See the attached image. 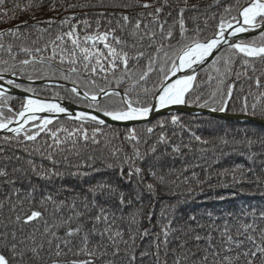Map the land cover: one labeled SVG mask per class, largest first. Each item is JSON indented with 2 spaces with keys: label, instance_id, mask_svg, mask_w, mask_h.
<instances>
[{
  "label": "trees",
  "instance_id": "obj_1",
  "mask_svg": "<svg viewBox=\"0 0 264 264\" xmlns=\"http://www.w3.org/2000/svg\"><path fill=\"white\" fill-rule=\"evenodd\" d=\"M30 0H4L0 5V61H7L9 65L15 64L17 76L27 78V73L33 74V79L36 78V73L33 72V66L29 65L26 73L19 74L20 65L18 61L28 58V56L20 51L21 47L35 49L37 47L43 49L45 44L54 40L57 34L71 31L72 25H75V32L79 36L80 46L87 47L90 51L100 50L103 53L107 52L102 42H97L93 47L92 41H84L86 35H93L97 31L110 32L115 29V35L120 37L125 44L116 45L109 37V43L117 47L118 50L126 51L129 57H135L137 50H144L149 55L159 57L160 61L164 59V51L156 53L155 48H149L150 43H154L157 47L163 42L165 50L167 45L176 46L178 42H187L181 37L178 21V8L184 7V0H167L168 6L163 8L159 15V21L165 22L164 33L166 35L169 27L173 29V38L171 40H163L159 32V24H152L151 18L138 16L137 13H147L154 11L155 7H160L163 0H147L148 3L153 4L152 9H144L140 7H116L114 4H134L135 0H56V11H49L52 0H43L42 7L28 8ZM41 0H31L33 5L40 3ZM144 3L145 0H140ZM247 0H239L240 5H244ZM69 4H87L89 7H75L68 8ZM237 0H187L188 10L183 13L187 32V37L196 35L195 28H199L201 37H207L212 34L214 26L218 23L220 15L224 12L226 6H234V10L230 16H236L237 11L235 5ZM19 5L20 7H17ZM192 5L197 8L193 10ZM27 8V10H22ZM6 13V14H5ZM102 13H108L101 15ZM171 13V15H169ZM121 14L129 15V22H125L121 18ZM65 17H73L67 24H60L58 21ZM57 21L51 25L45 23H37V21H45L48 19ZM142 20L140 34L143 33V24L149 25V30L157 33L155 41H149L147 38L140 41L139 35L133 37L130 33L136 21ZM87 20L89 23L85 26L82 22ZM207 21V26L205 22ZM25 22H27L26 26ZM230 23L234 22L229 20ZM124 25L123 30L118 26ZM16 25H21L19 30L8 32V29H15ZM41 29L45 31L41 32ZM250 41H255L256 46H260L261 41L259 35L252 38ZM60 48L65 49L64 55L67 57L73 50L71 41L65 37L63 41H57ZM12 46V55L7 52L8 46ZM135 45V48L132 47ZM60 48L57 49L59 53ZM76 64H70L67 59L64 63H60L59 54L56 59L52 61L51 66L47 63L44 65H36L40 69L39 75L47 77L41 79H60L75 85H78L85 91L91 93L98 92L100 88L112 89L113 91H121L122 95L127 92L133 99L151 100L152 92H155L159 87V67L160 63L153 65V71L148 73L144 81L140 80V76L147 71L149 55L136 60L130 59L128 64V72H124L122 64L119 65L115 75L112 72H97L95 74L85 71L84 64H95V59L84 61L79 49H76ZM34 55H43L49 57L52 55L51 46L46 51L41 53H33ZM169 55L171 52L169 51ZM231 57L228 65L224 63V57ZM110 59V58H109ZM102 62L107 67V60L101 58ZM248 60V64L243 63ZM5 65L0 64V67ZM75 67L77 73H70L69 69ZM171 67V64H168ZM10 74V73H8ZM239 74V75H238ZM68 75L69 79H63V76ZM195 80L192 82V87L189 89L188 100L196 101L200 97L198 103H189L188 105L203 104L205 100H209L213 93H216V99H220L221 93L227 95L228 87L233 88L232 98L228 104V113L231 114H249L253 111L252 105H256L255 117L264 119L260 115L264 109V60L260 58H248L243 54H238L232 57V53L228 48L222 52L205 68L195 75ZM257 78L260 81V86L256 84ZM28 79V78H27ZM95 81V84L92 83ZM25 87L35 89V94L45 97H59L70 100L76 104L87 105L80 97H75L71 90L65 86L59 85H45V84H26ZM148 89L149 94L145 95L143 90ZM245 98L248 106V112H242L241 108L245 103ZM119 97L105 98L102 97L100 104L111 106L112 102L118 101ZM23 98L13 95H5L0 98V120L11 119L15 113L20 110ZM94 104V102H93ZM216 107L215 104L209 103V108ZM11 109V111H9ZM103 111V110H101ZM176 115L180 118V124L173 125L171 123V116ZM167 121L164 127L157 126V122ZM84 128L87 130L88 141L85 142L80 134H73L68 136V132H73L74 129ZM153 127L152 133L147 132V128ZM100 128L101 132L96 135L97 143H93V129ZM67 129L68 132H65ZM128 129H135L136 134L140 139L139 148L141 152H147L148 149L156 144L158 137L164 133L167 144L157 145V152L149 154L143 161L137 160V166L144 169L145 182L139 188L136 187L135 181L131 184H125L119 179V169H110L104 167L105 163H112L114 158L111 153L113 150H118L121 159L125 154L131 155L133 153V144L125 139L128 135ZM26 133L38 131V129L26 128ZM59 130V131H58ZM245 131L252 139H257L264 136V125L253 122H242L235 120H227L223 118L213 117L209 115H191L186 113H176L171 115H161L154 118L151 122L141 123L132 126H115L110 124L99 125L94 121H81L67 118H59L53 120L48 125V131L40 132L39 136L34 141L24 139L25 132L16 135H1L0 136V169H6L9 173V179L16 180L14 185H8L0 178V200L12 193L13 188L20 189V195L24 193L32 185L37 186L38 190L35 194L36 202H39L40 196L45 191H50L58 195V199H67L71 202V198L77 194L81 197L87 195L89 200L92 199L87 189L90 185L97 181L107 180L112 184L118 185L120 190L125 193L126 203L120 205L117 199H106L103 196H97V202L108 209L111 219V213H115L116 226L124 232V238L128 239L130 230L135 232L136 224H132V215L138 214L136 219L139 221V230L142 232L145 228L150 229L148 236L141 237L137 235L136 244L139 246L137 255V264H154V257L149 256L144 260L140 259V252L155 251V242L157 233H161V227L169 224L171 221V229L168 236V255H164L165 246L163 244L164 237L159 236L160 241V261L159 264H173L177 255L183 256L185 251L197 252L198 255L194 258L199 260L203 255V249L207 247V243L201 240L199 243L191 239V236L199 234L206 237L209 233L213 236V244L216 250L221 248V236L218 229L222 230L225 222L231 228V232L235 235L236 228L240 223H254L257 227V238L259 237V230L264 229V220L259 219V214L264 211V148L260 144L252 145L251 149L246 146L239 145L233 151L231 146L223 147L219 138L227 133V139L231 140L235 137L237 140L241 139ZM51 132H57V138L62 142L59 146L53 143ZM195 136H200L202 140H208V144H203L194 139ZM10 138L6 140L5 138ZM51 145L52 147H49ZM179 145L181 147L180 153H172V147ZM249 152L257 153L254 160H249ZM51 153L52 160L48 159ZM223 153V154H221ZM91 157V159H89ZM66 158V159H65ZM159 158V159H157ZM29 161L36 165L37 169H55L62 173L61 177L53 178L52 180H42L39 176L31 172ZM94 165V168H89L87 165ZM236 165L243 166L244 169H253L245 177L239 187H217L214 190L209 188V183L231 185V176L225 178L217 176L225 168H232ZM149 166L156 171L158 175H165L166 180L164 185H160L154 181L149 174ZM13 169H20V171L13 173ZM99 169L100 171H95ZM27 170V176L24 175ZM127 171V166H125ZM81 172L88 173L84 175H72V173ZM170 173V174H169ZM193 173L196 178L205 181L203 184V191L196 184V179L193 178ZM260 176L261 183H255V177ZM184 177L189 178V183H184ZM175 180V185L171 186L169 191L168 181ZM156 183L157 192L150 194L145 184ZM195 189L191 197H187V188ZM68 189V191H64ZM139 193V195H137ZM184 194V195H181ZM218 197H224L219 199ZM13 199L15 197L13 196ZM127 200H131L128 204ZM182 201L179 207L172 211L169 206L177 204V201ZM48 213L45 214L44 220H37L29 223L25 227V232L29 233L35 229L43 232L45 221L49 225L58 222V214L56 217L52 214V206H48ZM256 210L257 219L254 221L251 215L252 210ZM98 209H93L92 215H95ZM149 212H151V220H149ZM206 212L213 213V219H209ZM232 215L229 216L228 214ZM70 213L67 209L64 210L63 216L67 218ZM195 214L197 219L195 221L189 220V216ZM9 212L7 208L0 211V231L4 230V224L7 223ZM202 225V227H201ZM75 226V225H73ZM9 225V230H11ZM18 227V226H17ZM91 227V225H89ZM102 228L103 225H100ZM189 229H195V232L189 233ZM58 235L63 236L66 229L53 228ZM39 232L37 237L39 239ZM186 233H189L186 235ZM99 240L96 235L93 238V243ZM187 241V249L180 250L179 243ZM250 246V245H249ZM47 247V246H46ZM123 248V245L121 246ZM176 250L175 255L173 250ZM235 253H232L234 255ZM212 257L209 256L211 264ZM99 264V262H98ZM186 264H193V259L187 260Z\"/></svg>",
  "mask_w": 264,
  "mask_h": 264
},
{
  "label": "snow or ice",
  "instance_id": "obj_2",
  "mask_svg": "<svg viewBox=\"0 0 264 264\" xmlns=\"http://www.w3.org/2000/svg\"><path fill=\"white\" fill-rule=\"evenodd\" d=\"M220 0H216L219 3ZM4 3V0H0V5ZM43 0L40 3L33 5L31 0L29 2L28 8L42 7ZM184 7L178 8L179 17V30L181 37L187 40V42H178L176 46L171 44L167 45V50H165V44L162 42L159 47L154 43L148 45L149 48H155L156 53L164 51V59L160 61L159 57L154 55H149L144 50H137L135 57H129L126 51L118 50L117 47L110 44L109 37L116 45H123V41L120 37L115 35V29L110 32H99L97 31L93 35H86L84 41H92L93 47L97 42H102L106 53L97 50L95 52L90 51L87 47L80 46L79 36L75 32V25H72L71 31L66 33L57 34L54 40L49 41L45 44L44 48L39 47L32 49L27 47H21L20 51L25 53L28 58L18 61L20 65L19 74L23 75L26 73V69L29 65L33 66V72L36 73V78L41 79L47 77V73H44V77L39 75L40 69L36 65L48 64L51 66L52 61L56 59L59 54L60 63H64L65 59L68 60L70 64H76V49H79L82 54V59L84 61H89L90 59H95V64L85 63V71H89L93 74L99 72H112L115 75L120 64L124 67V72L121 75H125L128 72V64L130 59L139 60L146 55H149L147 71L140 76V80L144 81L148 76L149 72L153 71V65L160 63L158 69L160 74L159 87L158 90L152 92V100H141L139 98L133 99L127 92L121 95L117 91H108L105 88H100L98 92H93L91 95L89 92L85 91L83 93V99L88 102L87 106L92 108L96 112L103 110V116L110 117L114 121H132L141 120L149 116L150 112L154 109H163L170 105H185L189 103H198L200 97L196 98V101H189L188 95L189 89L192 87V82L195 80V75H184L174 81H169V76H173L176 72H180L183 69H192L193 65L199 64L205 61V58L213 53L214 49L218 46L227 45L229 51L232 53V57L238 54H243L244 57L248 58H260L264 60V0H247L245 5H240L239 0L235 5V10L237 11L236 16H230V13L234 10V6H226L224 12L220 15L218 23L214 26V30L211 35L207 37H201L200 29L197 27L193 29L196 35L192 37H187V32L185 20L183 13L188 10L187 0H184ZM90 5L82 4H69L68 8L75 7H89ZM140 7L144 9H152L153 4L148 3L145 0L141 3L140 0H135L134 4H114L111 7ZM168 6L167 0H163L160 7H155L154 11H149L147 13H137L138 16L151 18L152 24H159V32L163 40H171L173 38V29L169 27L166 35L164 33L165 22L161 23L159 21V15L162 13L163 8ZM17 7H20L17 5ZM191 8L195 10L196 5H192ZM57 4L56 0H52V4L49 7V11H56ZM22 10H27L23 8ZM6 14V13H5ZM108 13H102L105 15ZM171 15V13H169ZM73 17H65L64 19L58 21L60 24H67ZM122 20L127 24L129 22V15L121 14ZM229 20L235 21V24L230 23ZM54 19H48L45 21H37V23H45L51 25L56 23ZM85 26L88 25V21L84 20L82 22ZM27 22H25L26 26ZM207 26V21L205 22ZM118 26L123 30L124 25ZM142 26V20L138 19L133 27V31L130 33L133 37L139 35L141 42L145 38L149 41H155L157 33L155 31L149 30L148 24H143V33L140 34ZM21 25H16L15 29H8V32H14L19 30ZM260 29L259 39L261 41L260 46H256L255 41H242V40H229V37L236 38L238 33L249 32L251 30ZM45 29H41V32ZM0 32V35H3ZM67 37L73 46V50L66 57L64 55L65 49L60 48L57 41H63ZM51 46L52 55L45 57L43 55H34L33 53H41L46 51L48 47ZM0 47H3L0 44ZM135 48V45H132ZM60 48L59 53L57 49ZM169 51L171 55H169ZM7 52L13 59L15 56L12 55V46L9 45ZM101 58L107 60V67L102 62ZM110 58V59H109ZM225 65H228L231 57H224ZM245 65L248 64V60H244ZM0 64L5 65L0 67V97H5L8 92V87L22 88L25 92H32L35 94V89L31 87H25L24 85L17 83L14 79H6L5 74L10 73L12 76H17L16 65H9L7 61H0ZM171 64V67H168ZM75 67L70 68V73H77ZM239 75V74H238ZM28 80L33 79L32 73H27ZM63 79H69L68 75L63 76ZM95 84V81H92ZM256 84L259 87L260 81L257 78ZM145 95L149 94L148 89L143 90ZM71 93L75 97H80V92L78 87L73 86L71 88ZM233 88L230 85L227 90V95L224 96L221 93L220 99H216V93L212 94L210 101L215 104L212 111L225 112L228 110L229 101L232 98ZM264 95V94H262ZM98 96H103L105 98L119 97L118 101L112 102L111 106L101 105L98 100ZM245 98V103L243 104L241 111L247 113L248 106ZM209 100H205L201 107H209ZM94 102V104H93ZM253 111L252 116L257 115L255 109L256 105H252ZM11 111V109H9ZM67 113L68 109L61 106L60 103L51 102L46 98H31L25 97L21 105V111L15 113L17 117L23 118L22 123H18L15 128H10L9 125L13 122L11 119L0 120V129H5L10 132H14L17 136L25 132L24 139L28 141H34L39 136L40 132L48 131V125L52 123V120L48 117H38L37 113ZM260 115L264 117V109L261 110ZM75 119L81 121H94L99 125H104L105 120L100 119L98 115L91 114L89 112H78L75 114ZM32 122V127L38 129V131L27 134L24 128L25 124ZM167 121L157 122V126L164 127ZM171 123L173 125H180V118L176 115L171 116ZM59 131V130H58ZM68 132L67 129H64ZM154 131L153 127L147 128L148 133ZM101 132L100 128L93 129L92 140L93 143H97L96 135ZM80 134L85 142L88 141L89 137L87 130L84 128L74 129L73 132H68V136L71 137L73 134ZM227 133L219 138V142L223 147L231 146L233 151L239 145L246 146L251 149L252 145L260 144L264 148V136H260L257 139H252L248 136L247 131H245L244 136L237 140L233 137L231 140L227 139ZM51 136L54 138L53 143L59 146L62 142L57 138V132H51ZM6 140L10 138H5ZM126 140L132 142L133 153L131 155L125 154L124 158L121 159L118 150H113L111 153L114 161L112 163H105L104 167L110 169H119V179L125 184H131L135 181L136 187L139 188L141 184H144V169L137 166L136 161H143L149 154H155L157 152V145L167 144L168 140L164 133H161L156 141L147 152H141L139 148L140 139L136 134L135 129H128V135L125 137ZM194 139L203 144H208V140H202L200 136H195ZM49 147H52L49 145ZM181 147L179 145L172 147V153H180ZM223 154V153H221ZM257 153L249 152L248 159L254 160ZM48 159L52 160V155L49 153ZM66 159V158H65ZM91 159V157L89 158ZM159 159V158H157ZM31 172L39 176L42 180H52L56 177H61L62 173L56 171L55 169H37L36 165L29 161ZM89 168H94V165H87ZM125 166H127V171H125ZM95 171H100L99 169H94ZM20 171V169H13V173ZM253 172V169H244L241 165H236L232 168H225L221 172L217 173V176L229 177L231 176V185L216 184L213 185L209 183L210 189H215L217 187H239L243 182H245V177L248 173ZM149 174L153 177L154 181L160 185L165 184L166 176L158 175L156 171L152 170L149 166ZM170 174V173H169ZM24 175L27 176V170H25ZM72 175H84L87 176L88 173L76 172ZM0 178L3 182L8 185H14L16 180L9 179V173L6 169H0ZM193 178L196 179V184L203 191V184L205 181H201L196 178V174L193 173ZM184 183H189V178L184 177ZM255 183L258 185L261 183L260 176L255 177ZM169 191L171 186L175 185V180L168 181ZM146 190L150 194H155L157 192L156 183L145 184ZM38 188L35 185L29 187V189L24 193L23 196L20 195V189L13 188L12 193L6 196L3 200H0V211L4 208L8 209L9 216L7 218V223L4 224V230L0 231V264H137V251L139 246L136 244L137 235L144 237L150 234V229L145 228L142 232L139 230V221L136 216L141 213L132 215V224L137 225L135 232L130 230L128 239L124 238V232L120 230L115 223V213H111V219L109 218L110 213L107 208L102 207L98 202L96 197L103 196L106 199H117L120 205L126 203L125 193L122 192L118 185L112 184L107 180L97 181L92 184L87 189V192L91 194L92 199L89 200L87 195L81 197L79 194L71 198V202L67 199H58L56 193L45 191L36 202V192ZM195 189L189 187L186 189L187 197H191ZM68 191V189H64ZM264 194V193H262ZM139 195V193H137ZM184 195V194H181ZM13 196L15 199H13ZM219 199H224V197H218ZM130 204L131 200H127ZM182 201H177V204L170 205L169 208L175 211ZM52 206V214L54 217L58 214V222L49 225L45 221V227L43 232H39L38 229L32 232L26 233L25 227L32 222L37 220H44V216L48 213V206ZM67 209L70 213L67 218L63 216L64 210ZM93 209H98L95 215H92ZM205 215L209 219H213L212 212H206ZM229 216L232 214L229 213ZM245 215H251L253 220L257 219L256 210L253 209L251 213H245ZM259 219L264 220V211L259 214ZM197 219L196 215H190L189 220L195 221ZM149 220H151V212H149ZM9 225H11V230H9ZM75 225V226H73ZM91 225V227H89ZM100 225H103L101 228ZM18 226V227H17ZM202 227V225H201ZM53 228H64L66 231L63 236L57 234L53 231ZM171 229V221L167 225L161 227V233H157V238L155 242V251H142L140 252V259L152 256L154 257V264H159L160 261V241L159 236L162 234L164 237L163 244L165 246L164 255L167 256L168 250V236ZM221 236V248L219 251L216 250V246L213 244V236L209 233L206 237H202L199 234L191 236V239L199 243L201 240L206 241L207 247L203 249L204 255L199 259L194 258L198 255L197 252L185 251L183 256L177 255L173 264H186L187 260L193 259V264H210L209 256L212 257L211 264H264V229L259 230V237L255 233L257 232V227L254 223H240L236 228L235 235L232 234L231 228L225 222L223 229L220 230ZM39 232V239L37 233ZM195 232V229H189V233ZM189 233H186L189 234ZM98 235L99 240L93 243V238ZM123 245V248L121 247ZM250 245V246H249ZM47 246V247H46ZM180 250L187 249V241L181 242L178 245ZM176 250H173L175 255ZM232 253H235L232 255Z\"/></svg>",
  "mask_w": 264,
  "mask_h": 264
},
{
  "label": "water",
  "instance_id": "obj_3",
  "mask_svg": "<svg viewBox=\"0 0 264 264\" xmlns=\"http://www.w3.org/2000/svg\"><path fill=\"white\" fill-rule=\"evenodd\" d=\"M260 29H256V30H251L249 32H244V33H238L236 38H232L229 37L228 39L231 40H242V41H247L250 40L256 36L259 35ZM224 47H227V45H221L218 46L217 49L213 50V53L205 58V61L199 64H195L193 65L192 69H183L180 72H176L173 76H169V81H174L175 79L180 78L181 76L184 75H195L199 70H201L202 68H204L206 65L209 64V62L212 61V59L218 54V52L220 50H222ZM5 78L6 79H14L17 83H25L27 82V80L18 78L16 76H12V75H6L5 74ZM41 83V82H38ZM60 84H63L60 82ZM69 86V85H67ZM8 87V92L6 93V95H13V96H19L22 98L25 97H31V98H44V97H40L37 96L31 92H25L22 89L19 88H14V87ZM70 88H72L73 86H69ZM79 90V89H78ZM108 91H112V90H108ZM80 92V96L83 98V93L81 92V90H79ZM119 93L122 92L118 91ZM103 96H98L99 98H102ZM1 98V97H0ZM51 102H56V103H60L61 106L65 107L66 109H68L67 113H37L36 115L38 117H48L50 119H56L59 117H65V118H71V119H75V114L78 112H89L91 114L94 115H98L100 119L105 120V124H110V125H117L120 127H125V126H131L134 124H138V123H142V122H147L149 120H151L152 118H154L155 116L161 115V114H169V113H176V112H185V113H189V114H199V113H206V114H210V115H214V116H219V117H223L226 119H232V120H238V121H247V122H254L260 125H264V119H260L254 116H249L247 114H227L226 112H219V111H212L211 109H202V108H198V107H190L188 105H170L166 108L163 109H154L153 111L150 112L149 116L145 119H141V120H132V121H114L112 120L110 117H105L103 116V112H96L94 109L90 108V107H82L79 106L73 102L67 101V100H63V99H57V98H46ZM21 111V110H20ZM78 120V119H76ZM13 122L9 125L10 128H15L18 126V123H22L23 122V118L17 117L15 115V117L12 120ZM14 132H10L7 131L5 129H0V135L1 134H12Z\"/></svg>",
  "mask_w": 264,
  "mask_h": 264
},
{
  "label": "rangeland",
  "instance_id": "obj_4",
  "mask_svg": "<svg viewBox=\"0 0 264 264\" xmlns=\"http://www.w3.org/2000/svg\"><path fill=\"white\" fill-rule=\"evenodd\" d=\"M246 4V3H245ZM244 4V5H245ZM233 24H235V21L234 22H232ZM251 40V39H250ZM250 40H247V41H250ZM226 48H228V47H224L222 50H224V49H226ZM222 50H220L219 52H218V54L212 59V61L222 52ZM211 61V62H212ZM211 62H209V64L211 63ZM208 64V65H209ZM208 65H206L205 67H207ZM204 67V68H205ZM203 69V68H202ZM201 69V70H202ZM201 70H199V71H201ZM198 71V72H199ZM197 72V73H198ZM196 73V74H197ZM195 74V75H196ZM6 75H11V74H6ZM16 77H18V78H21V79H24V80H27V82H25V83H20V84H22V85H26V84H45V85H59V86H65V87H67V88H69L70 90H71V88L69 87V86H76V87H78V89L79 90H81V92L82 93H84V90L82 89V88H80L78 85H75V84H72V83H69V82H66V81H62V80H60V79H56V80H51V79H32V80H28L27 78H22V77H20V76H16ZM38 82H41V83H38ZM60 82L61 83H63V84H60ZM67 85H69V86H67ZM19 89H22V88H19ZM23 90V89H22ZM107 90H112V89H107ZM158 90V89H157ZM156 90V91H157ZM113 91V90H112ZM32 93V92H31ZM35 95H37V94H35ZM37 96H39V95H37ZM40 97H44V98H57V99H63V98H59V97H45V96H40ZM22 98V97H21ZM80 98H82L81 96H80ZM24 99V98H23ZM83 99V98H82ZM101 98H99L98 100H100ZM152 99H153V97H152ZM151 99V100H152ZM63 100H67V99H63ZM84 100V99H83ZM67 101H70V100H67ZM70 102H72V101H70ZM84 102H86L85 100H84ZM74 103V102H73ZM86 103H88V102H86ZM76 104V103H75ZM77 105H79V106H82V107H88L87 105H80V104H77ZM186 105H188V104H186ZM188 106H190V107H198V108H202V109H212V108H209V107H201V106H197V105H188ZM92 109H94V107H92ZM20 110H21V108H20ZM20 110H18L17 112H19ZM16 112V113H17ZM103 112V111H102ZM227 114H231V113H228L227 111H225ZM176 113H185V112H176ZM175 112L174 113H169V114H161V115H171V114H176ZM186 114H189V113H186ZM200 114H204V115H209V116H213V117H218V118H223V117H219V116H214V115H210V114H206V113H199V114H191V115H200ZM161 115H158V116H161ZM235 115V114H234ZM247 115H249V114H247ZM158 116H155L154 118H156V117H158ZM249 116H252V115H249ZM15 117V115L11 118V120H13V118ZM44 117V116H43ZM255 117V116H254ZM59 118H64V117H59ZM59 118H56V119H59ZM154 118H152L151 120H149V121H147V122H142V123H148V122H151ZM56 119H51L52 121L53 120H56ZM223 119H226V118H223ZM76 120V119H75ZM227 120H232V119H227ZM235 121H238V120H235ZM242 122H247V121H242ZM254 123V122H253ZM138 124H141V123H138ZM257 124V123H256ZM134 125H136V124H134ZM117 126V125H116ZM132 126V125H131ZM24 128L26 129V128H28V129H34L33 127H32V122H29L28 124H25L24 125ZM5 135V134H4ZM6 135H8V134H6ZM9 135H16V133H12V134H9Z\"/></svg>",
  "mask_w": 264,
  "mask_h": 264
},
{
  "label": "bare ground",
  "instance_id": "obj_5",
  "mask_svg": "<svg viewBox=\"0 0 264 264\" xmlns=\"http://www.w3.org/2000/svg\"><path fill=\"white\" fill-rule=\"evenodd\" d=\"M64 118H65V117H64ZM67 119H71V118H67ZM73 120H75V119H73ZM1 135H4V134H1ZM1 135H0V136H1Z\"/></svg>",
  "mask_w": 264,
  "mask_h": 264
}]
</instances>
